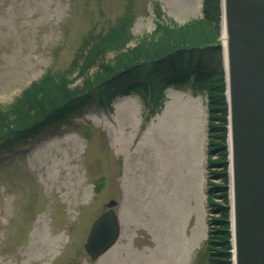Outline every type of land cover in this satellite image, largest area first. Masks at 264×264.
I'll return each mask as SVG.
<instances>
[{
  "label": "rangeland",
  "instance_id": "1",
  "mask_svg": "<svg viewBox=\"0 0 264 264\" xmlns=\"http://www.w3.org/2000/svg\"><path fill=\"white\" fill-rule=\"evenodd\" d=\"M158 10L179 25L202 15L201 0H0V107L45 71L69 67L85 36L123 14L134 45ZM145 96L116 98L108 110L93 103L56 134L0 155V264H207V225L220 215L206 204L205 170L216 171L219 204L227 172L218 145L216 163L204 165L205 94L170 85L147 120L146 105L156 106ZM109 199L120 236L92 260L83 243Z\"/></svg>",
  "mask_w": 264,
  "mask_h": 264
},
{
  "label": "trees",
  "instance_id": "2",
  "mask_svg": "<svg viewBox=\"0 0 264 264\" xmlns=\"http://www.w3.org/2000/svg\"><path fill=\"white\" fill-rule=\"evenodd\" d=\"M161 14L158 10L153 30L132 46H127L132 38V17L128 14L104 31L89 33L69 67L46 71L12 102L0 107V153L34 140L93 102L109 104L118 95L142 90L152 105L158 106L166 86L192 78L193 84L206 93L209 151L213 153L218 145L220 163L227 169L219 0H203L202 16L181 25L164 22ZM222 174L227 183V174ZM210 186L209 203L219 207L220 215L211 216V222L221 226L216 230L209 226L205 246L208 263L231 264L229 226L225 220L229 215L228 190L223 188V202L219 204L213 190L221 186L212 181Z\"/></svg>",
  "mask_w": 264,
  "mask_h": 264
},
{
  "label": "water",
  "instance_id": "3",
  "mask_svg": "<svg viewBox=\"0 0 264 264\" xmlns=\"http://www.w3.org/2000/svg\"><path fill=\"white\" fill-rule=\"evenodd\" d=\"M220 32L230 135L234 264H264V0H220ZM229 151V148H228ZM114 199L84 248L104 253L119 235ZM231 206V201H230Z\"/></svg>",
  "mask_w": 264,
  "mask_h": 264
},
{
  "label": "bare ground",
  "instance_id": "4",
  "mask_svg": "<svg viewBox=\"0 0 264 264\" xmlns=\"http://www.w3.org/2000/svg\"><path fill=\"white\" fill-rule=\"evenodd\" d=\"M225 77H226V75H225ZM123 98V97H122ZM124 98H125V96H124ZM94 121H99V116L98 117H94ZM227 140H228V148H229V152H230V135H229V137L227 138ZM229 159H228V165H229V168H228V171H227V175H228V177H229V181H230V187H229V197H230V201H231V208H232V179H231V160H230V157H228ZM232 215V214H231ZM228 222V224L231 222V243H232V261H233V264H234V249H233V232H234V229H233V227H232V223H233V218H232V216H231V221L230 220H228L227 221Z\"/></svg>",
  "mask_w": 264,
  "mask_h": 264
}]
</instances>
